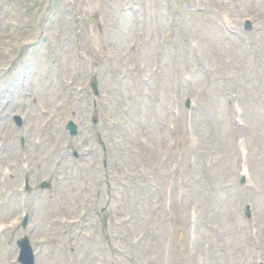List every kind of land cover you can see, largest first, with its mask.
<instances>
[{
    "label": "rangeland",
    "instance_id": "obj_1",
    "mask_svg": "<svg viewBox=\"0 0 264 264\" xmlns=\"http://www.w3.org/2000/svg\"><path fill=\"white\" fill-rule=\"evenodd\" d=\"M0 224V264L263 263L264 0H0Z\"/></svg>",
    "mask_w": 264,
    "mask_h": 264
},
{
    "label": "water",
    "instance_id": "obj_2",
    "mask_svg": "<svg viewBox=\"0 0 264 264\" xmlns=\"http://www.w3.org/2000/svg\"><path fill=\"white\" fill-rule=\"evenodd\" d=\"M93 87L95 88V93L98 94L96 83H93ZM68 128L70 129L72 134L76 133V127H75V125L72 122L68 125ZM23 248H24L25 251H28V247L27 246H23Z\"/></svg>",
    "mask_w": 264,
    "mask_h": 264
}]
</instances>
